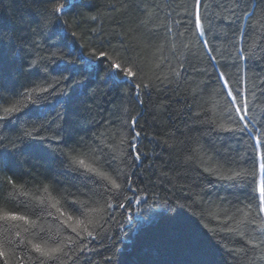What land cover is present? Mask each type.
Here are the masks:
<instances>
[{
  "label": "trees",
  "instance_id": "obj_1",
  "mask_svg": "<svg viewBox=\"0 0 264 264\" xmlns=\"http://www.w3.org/2000/svg\"><path fill=\"white\" fill-rule=\"evenodd\" d=\"M57 3L65 8L52 15ZM236 3L201 0V36L195 0H0V105L60 81L0 122V208L35 221L0 227V264H33L28 240L63 242L67 264H264V0ZM101 50L134 60L139 75L114 76ZM236 106L247 108L246 129ZM137 116L138 161L119 155ZM77 157L112 178L119 168L122 193ZM233 172L242 175L218 178ZM76 220L92 221L95 239L77 237Z\"/></svg>",
  "mask_w": 264,
  "mask_h": 264
},
{
  "label": "snow or ice",
  "instance_id": "obj_2",
  "mask_svg": "<svg viewBox=\"0 0 264 264\" xmlns=\"http://www.w3.org/2000/svg\"><path fill=\"white\" fill-rule=\"evenodd\" d=\"M201 6V0H195V27L197 29V31L199 32V34L202 36L204 35V30L202 28V23H201V17H200V13H199V8ZM236 6L239 7V3L237 0ZM65 8L64 4H52L51 5V9L50 12L52 15H55L56 13H61L63 12ZM247 14V13H245ZM233 15H235V13L233 12ZM57 19H59V17H57ZM73 35H75V33H73ZM207 43V42H205ZM93 56H95V52H93L92 54ZM100 57L102 58H106L109 59L111 62L108 64V68L110 70H112L114 76L119 77L121 74H123V78L125 80H127L128 82H132V80L137 77L139 75V68L136 65V63L133 61H129L127 60V58L122 57L119 53H116V59L118 60H122V63H117L114 60H112V57H110L107 53V51L101 50L99 53ZM35 63V62H33ZM46 70V69H45ZM177 75H179V73H177ZM64 79H67V77H64ZM220 79L223 81V86L225 88H228V81L227 79L224 77L223 74H221ZM60 84L59 80H56L54 84H48L47 87L44 86H40L37 85L35 88H31V89H27L22 93L17 94L19 96V99H16L15 97H10L9 100L7 101V103H11L10 107H3L2 105H0V107H3V112L6 114L5 116H0V122L8 120V118L10 116H12L14 113H19L21 111V107H20V101L23 100L25 103L23 104V107H28V104H35L36 100L34 99V95L36 93H44V92H49L50 89L55 90L56 86ZM149 85L148 84H143V82L138 83L135 85V87L137 89H141L143 88H147ZM227 95L229 97L232 98V103L235 104L236 103V99L239 96V90L236 91V93L234 94L232 91H228ZM140 93L137 92L136 94V99L138 100V102L140 104H143V100L139 99ZM0 98H2V94H0ZM15 100V103H13L12 101ZM242 104L244 103L243 101L241 102ZM241 112H244V115H240ZM235 113L237 114L238 118L240 121H245V117L247 114V108L246 107H241V106H236L235 107ZM233 118L234 122H235V118ZM137 117H131L130 122L129 121H125L126 124H129L130 128L132 129V134L130 135V137H124L121 136L120 137V144H124L125 141L127 140V144H128V148L131 150L130 152H120L119 155L120 156H124L127 155L129 157V159H135V160H140L141 158V153L139 151H137V144L134 143V141H137L138 138L140 137L141 133L139 131H135V126L137 123ZM248 127V122L245 121L244 124V128L246 129ZM229 130H236V129H229ZM240 131H243L244 129H238ZM26 135L31 136V133H26ZM95 157H92L93 162L95 161ZM113 160H116L117 157L114 155L112 157ZM74 163L78 164L80 167L85 168L88 172L90 173H96L97 175L103 177L104 179H106L109 183L110 190H115V194L118 196L122 193L123 191V185L121 183H118L117 180L121 177V171L119 170V168H114L113 171L116 172V178H112L110 175H108L107 173L101 171L100 169H98L97 167L93 166V163H89L86 161V159L84 158H74ZM209 169H206V171ZM259 170L261 173V179L259 181L258 184V192H259V197H258V211L261 213H264V164H261L259 166ZM241 173L238 172H233L231 175H220L218 178L219 179H224V180H229V181H236L238 178L241 177ZM8 183L10 185H12V189L16 190L18 187L19 188H23V186H17L11 179H9ZM44 191L47 193L48 189L47 186H45ZM19 195L25 196V197H29L30 193H28L27 191H20L18 193ZM9 196H12V192H9L8 194ZM14 198V197H13ZM127 199V197H125ZM40 203H45L44 200H40ZM74 203H79L78 201H74ZM59 204V201H57L56 203L51 204L52 208H56V211L59 212L61 215H63V212L61 211V208L57 207V205ZM119 207H125V205L123 204H119ZM112 207V205L110 203H106V208H110ZM249 208H251V205H249ZM105 209H93V211L96 212H103ZM237 211L239 212L240 209H237ZM49 215H51V213H49ZM245 216H247V213H245ZM234 217H229V219H233ZM69 219H71V217H69ZM129 220L132 219V217H128ZM23 221L25 225H28L30 227H35V221L31 220L29 218V216L27 215H21L18 214L17 212H13V211H8L6 210V204L4 208H0V227H2L4 229L5 232L10 231L11 227H18L19 224L18 222ZM77 227L72 228L73 232H76L77 237L81 236V232H83L84 234H86V237H90L92 239H95V236L93 234L92 231H89V225H91L92 221H88L87 224L85 223V221L83 220H76L75 221ZM82 226V227H81ZM80 229V231H78L77 229ZM25 232L29 231V227H25L24 228ZM15 235L17 237H19L21 234L19 231H17L15 233ZM69 241L72 240V237H68L67 238ZM24 241H20V244H23ZM249 243H251V241H249ZM27 244L31 246V249L38 254V256L35 258V260L33 261V264H35V261L38 260L39 264H46L47 261H56L57 264H67L66 261H64L62 259L63 256L67 255V253H65L64 249L67 246L66 244H64L63 242L60 243H56L55 246H48L46 243L41 244V243H34L32 240H28ZM87 245L84 246V248H86ZM84 248H81L80 251H84ZM231 251H235V250H229ZM6 253L3 251H0V257H5ZM107 259L109 261L112 260V257L109 256L107 257ZM5 264H9V261L7 259H5ZM17 264H23V258H19Z\"/></svg>",
  "mask_w": 264,
  "mask_h": 264
}]
</instances>
